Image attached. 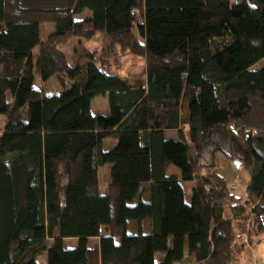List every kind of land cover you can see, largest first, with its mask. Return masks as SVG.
<instances>
[{
	"label": "trees",
	"instance_id": "16d2710c",
	"mask_svg": "<svg viewBox=\"0 0 264 264\" xmlns=\"http://www.w3.org/2000/svg\"><path fill=\"white\" fill-rule=\"evenodd\" d=\"M0 26V264H241L264 242V0H0ZM97 33L144 57L147 79L57 48ZM219 156L248 170L245 196Z\"/></svg>",
	"mask_w": 264,
	"mask_h": 264
},
{
	"label": "rangeland",
	"instance_id": "374dc122",
	"mask_svg": "<svg viewBox=\"0 0 264 264\" xmlns=\"http://www.w3.org/2000/svg\"><path fill=\"white\" fill-rule=\"evenodd\" d=\"M33 2V1H31ZM91 14L90 12H85L83 14L76 15L77 20H82L86 16ZM4 26H0V31ZM53 26L51 24L45 25L42 29V38L45 39L49 32L52 30ZM58 50L63 53L68 60V62L74 64V61H78L85 54V50L92 53L96 59L110 72L118 76L124 81H128L130 84L134 85L137 82L145 81L147 79L146 70L147 63L144 57H139L131 53L129 50L119 46L114 40L107 37L102 33H97L91 38H69L60 45H58ZM38 54V50H34V56ZM261 64L257 66L260 67ZM35 88L43 89L52 93H62L64 87L60 84L59 78L54 77L48 83L43 84L38 75H36ZM68 89L71 88V82H67ZM92 112L97 115H107L109 113V98L108 96H100L93 100L92 102ZM253 119L260 121L264 120V103L260 102L258 106H254ZM5 119L0 117V131L3 128ZM167 139H177L178 135L176 132H168L166 134ZM112 144L116 141H108L106 149H109ZM217 164L219 166L218 171L222 177L231 181V186L237 192L242 193V189L245 187L247 181L250 179L248 170L244 167L241 169H235L231 161L224 156H219L217 158ZM110 169L108 167H103L100 169V189L103 193L109 191V175ZM179 170L175 167H170L169 173L176 174ZM180 176V175H179ZM228 176V177H227ZM229 178V179H228ZM186 187H191V184H187ZM246 194V191H245ZM244 194V196H245ZM105 232V229L103 230ZM99 240L96 238L89 239L88 246L90 248L95 247ZM65 246L68 249H75L79 246V240L77 239H67L65 240ZM169 246L172 247V238L169 240ZM249 252V251H248ZM244 256V261L241 264H256V259L251 257L249 252ZM164 257V253L156 255L157 261H160ZM41 264H44V257H40ZM46 264V263H45ZM236 264V263H235Z\"/></svg>",
	"mask_w": 264,
	"mask_h": 264
},
{
	"label": "crops",
	"instance_id": "0c3cea01",
	"mask_svg": "<svg viewBox=\"0 0 264 264\" xmlns=\"http://www.w3.org/2000/svg\"><path fill=\"white\" fill-rule=\"evenodd\" d=\"M232 165L234 166V164L232 163ZM234 168L237 170V168L234 166ZM241 169V168H240ZM177 173L174 175L178 176L179 177V174L178 171H176ZM219 172V171H218ZM220 174V172H219ZM221 175V174H220ZM228 177V176H227ZM227 183H228V186L232 189L233 193L238 196V197H243L244 194H245V191L247 190V186H248V183H249V180L247 181L245 187L242 189V193L240 192H237L236 190H233L234 188H232L231 186V181L227 180L225 177H223ZM229 179V178H228ZM249 252L251 253L250 255H253L251 257L255 258L256 259V264H264V242H262L261 244L257 245V246H253L250 248ZM248 252V253H249Z\"/></svg>",
	"mask_w": 264,
	"mask_h": 264
},
{
	"label": "water",
	"instance_id": "95a60500",
	"mask_svg": "<svg viewBox=\"0 0 264 264\" xmlns=\"http://www.w3.org/2000/svg\"><path fill=\"white\" fill-rule=\"evenodd\" d=\"M233 164L238 170L243 166V163L238 160L234 161Z\"/></svg>",
	"mask_w": 264,
	"mask_h": 264
}]
</instances>
